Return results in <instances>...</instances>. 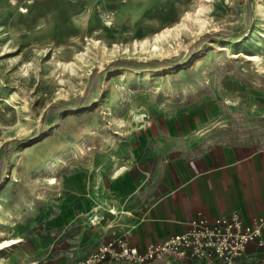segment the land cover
<instances>
[{
  "label": "rangeland",
  "instance_id": "374dc122",
  "mask_svg": "<svg viewBox=\"0 0 264 264\" xmlns=\"http://www.w3.org/2000/svg\"><path fill=\"white\" fill-rule=\"evenodd\" d=\"M201 7L202 24H181ZM263 34L264 0H0V241L20 239L0 264L69 247L59 201L95 187L81 177L98 157L264 144ZM258 51L262 68L245 59Z\"/></svg>",
  "mask_w": 264,
  "mask_h": 264
},
{
  "label": "crops",
  "instance_id": "0c3cea01",
  "mask_svg": "<svg viewBox=\"0 0 264 264\" xmlns=\"http://www.w3.org/2000/svg\"><path fill=\"white\" fill-rule=\"evenodd\" d=\"M196 142L184 152L165 157L153 150L148 160L139 151L136 160L113 167L99 157L90 161L93 169L85 170L81 178L85 183L94 179L95 187L65 189L59 201L64 212L59 216L75 220L73 239L68 248L44 256L46 264H70L77 255L114 238H123L142 251L150 243L185 231L198 216L237 212L244 221L264 218V144ZM100 166L107 171L98 172ZM156 262L170 264L163 260L146 264ZM236 264H264V243L260 247L247 244Z\"/></svg>",
  "mask_w": 264,
  "mask_h": 264
},
{
  "label": "built area",
  "instance_id": "2783aa9c",
  "mask_svg": "<svg viewBox=\"0 0 264 264\" xmlns=\"http://www.w3.org/2000/svg\"><path fill=\"white\" fill-rule=\"evenodd\" d=\"M263 230V217L244 221L237 212L198 216L188 222L185 231L150 243L142 251L128 245L123 238H114L99 244L72 264H101L114 260L129 264L161 260L170 264H193L196 261L236 264L247 244L263 245Z\"/></svg>",
  "mask_w": 264,
  "mask_h": 264
},
{
  "label": "bare ground",
  "instance_id": "6f19581e",
  "mask_svg": "<svg viewBox=\"0 0 264 264\" xmlns=\"http://www.w3.org/2000/svg\"><path fill=\"white\" fill-rule=\"evenodd\" d=\"M203 7V6H202ZM202 7L197 11L198 13H196L195 14V16H193V17H190L189 16V14L186 16V17H184L183 19H182V22H181V24L183 25H185L186 24V22H188V20H195V23H199V24H202L203 22H204V18H201V16H200V13L199 12H201L202 11ZM20 11H22V10H20ZM187 19V20H186ZM38 32H40V31H38ZM41 33H43V32H41ZM171 34V28H169V27H166L164 30H162L160 33H157V34H155L154 35V48H151V52H156L155 51V49L157 48V47H159L158 46V42H161V40H163L164 38H166L168 35H170ZM262 37L264 38V34L262 35ZM143 44V43H142ZM262 47H263V43L262 42H260L259 43ZM245 59L246 60H248V61H251L252 63H255L259 68H262L263 66H262V56H261V52H256V53H252V54H245ZM27 66L25 65V68H26ZM72 68V66H67V70H69V69H71ZM106 114H111V112H108V113H106ZM24 119V121L25 120H27L28 118H27V116H24V118H22V120ZM20 118H18V121L20 122ZM123 168V166H120L119 168H117L116 169V171H118V169L119 170H121ZM55 182V179H54V177H51L50 178V180H48V183H54ZM20 239L19 238H8V239H4V240H1L0 241V248H8V247H10L12 244H14V243H16L17 241H19Z\"/></svg>",
  "mask_w": 264,
  "mask_h": 264
}]
</instances>
